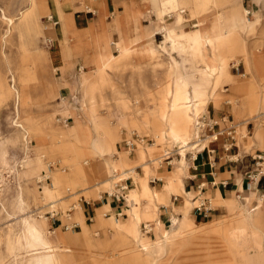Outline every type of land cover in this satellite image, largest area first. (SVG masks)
<instances>
[{"label":"rangeland","instance_id":"1","mask_svg":"<svg viewBox=\"0 0 264 264\" xmlns=\"http://www.w3.org/2000/svg\"><path fill=\"white\" fill-rule=\"evenodd\" d=\"M86 14L96 27L80 22ZM199 46L212 62L191 53ZM208 65L213 78L201 71ZM185 109L192 125L183 132L176 117ZM224 109L236 147L261 154L264 172V0H0V264H264V194L252 207L208 197L226 213L193 228L223 221L232 236L188 233L184 246L161 238L164 199L158 216L139 220L146 250L126 249L127 221L79 207L99 199L98 183L108 182L104 197L146 165L148 183L171 181L157 171H185L182 149L211 142L192 136L197 116L217 120ZM172 194L190 212L200 206ZM58 210L62 224L50 218Z\"/></svg>","mask_w":264,"mask_h":264},{"label":"crops","instance_id":"2","mask_svg":"<svg viewBox=\"0 0 264 264\" xmlns=\"http://www.w3.org/2000/svg\"><path fill=\"white\" fill-rule=\"evenodd\" d=\"M248 11L250 12L249 14H251V11ZM238 18L239 14L235 13L233 19L237 21ZM80 19L82 24L85 22L89 24V21L92 20V26H97L95 19L88 17L87 14L85 17H80ZM191 53L196 55L198 58L211 59L204 46L194 47L191 49ZM60 61L61 60H58V67L59 69L61 68V70H63L65 66L67 67V65H69L66 64L64 60L63 62ZM76 65L77 64H74V66ZM210 67L211 65H208L201 71L209 73L212 77ZM64 76L66 78L68 77L67 74ZM209 83L213 84V81L211 82L210 80ZM173 97L174 95L172 94L169 102L164 106L165 111L169 109ZM194 99L195 98L192 95V103H195ZM191 107L193 108L192 104ZM224 114H226L225 109L222 112H217V117H219L220 120L228 122V125H231L232 122L229 121V117H225ZM263 116L264 113L258 114L259 118ZM176 123L183 132H185V130L192 125L186 109L178 112ZM258 128H261V124ZM210 133L211 132L209 130L204 131L201 139H209L207 137ZM192 136L196 137L197 142L200 140L197 129L194 131ZM169 137L172 142H175L171 133ZM236 143L237 142L232 145L230 140L224 138L218 143L212 141L209 142L208 147H206L204 151L202 150L196 153L188 152L186 154V148L182 149L185 156L182 155L183 161L180 162V166L184 164L187 156V169L185 171L173 169V167L168 168V170L161 168L157 171L158 174L164 175L165 178L169 176L168 179L171 180L169 182L154 178V180L148 183L149 170L146 169L148 168V165H146L145 176L141 174V177H139L138 180H135L134 178L122 180V182L117 183L115 187L116 192L111 194L108 193L104 197L102 196V191L108 182L98 183L97 186L100 185L97 187L98 190H100L98 195L99 199H90V201H87L86 198H82L80 200L79 207H81L85 217L88 218H96L100 213L105 212L106 218L107 216H114L120 223H123L121 222L123 220L127 221L124 222L123 225V230H125L127 235L131 237V240L128 242V247L126 248L127 250L131 248L140 249L143 248V246H145L146 250V246L149 243L144 241L138 230L139 220L142 217L153 218L158 216V210L160 207L158 203L164 199L169 201L170 204L168 206H161L159 210V220L163 224L164 228L169 231L172 229L173 224L177 221L176 219H181L179 226L174 232H172V234H169L168 231L166 233H162V240L169 238L170 246L172 241H181V246H184L186 242L182 239L184 235H188V233L191 234L193 238H198L200 236L203 237L204 234L214 235L220 233L226 237H230L232 236V232H229L227 225L222 223L223 221H220V223L215 227L204 230L203 232H196L193 228L196 221H206L209 216L219 217L220 215L226 213L223 205L220 204L215 206L211 209L209 215L205 216L203 213L196 212L194 208L191 212L190 210H187L185 208L183 197L172 194V192H182L183 195L187 196L190 194L192 197L201 192L203 196L212 197L216 201L223 199L230 202V204L231 202L236 204V200L233 199L237 198L239 200L238 202H240L244 207L258 206L259 199L264 194V172L260 169V165H262L260 158H262V156L259 153H246L236 147ZM162 157H164V155ZM160 158H158V160ZM72 162H74L73 166L78 168V171L82 174L86 173L83 166L77 161V159ZM153 162L155 163V160L152 161V163ZM168 165V167H170L171 161ZM107 167L108 164L106 163V168ZM69 175H71V173ZM64 177H66V175H64ZM55 185H57L56 180ZM176 196H178L177 200L174 199ZM123 197L126 198V201ZM188 201L192 202V199H188ZM141 206L146 207L144 211L140 209ZM61 214L62 213L58 210L55 215L57 218L55 221L53 220L55 223L62 224ZM242 218H244L247 225V218ZM53 261L58 262L57 258H54Z\"/></svg>","mask_w":264,"mask_h":264},{"label":"built area","instance_id":"3","mask_svg":"<svg viewBox=\"0 0 264 264\" xmlns=\"http://www.w3.org/2000/svg\"><path fill=\"white\" fill-rule=\"evenodd\" d=\"M88 12H90V10H88ZM250 13V12H249ZM49 21H51V19H49ZM51 41L47 42V45L50 44ZM221 123L226 124L224 125V127H221ZM198 127H199V136H203V132L209 130L211 133L207 138H210L212 142L218 143L219 141H221L222 139H227L230 140L232 145L237 142V138H236V126H232V125H228V122L224 121V120H211V119H205V118H199L198 119ZM133 140H125L127 142V145L131 148H134L137 143L136 141H134L135 139L138 138V134L134 133L133 134ZM206 138V137H205ZM262 158H260L261 160ZM45 181H48L49 179L45 178ZM194 201H203L202 203H200V206H196L194 209L196 210V212L198 213H203L205 214V216L209 215V212L211 211V205L212 203H210V200L208 199V197L203 196L201 192L197 193L196 196H194ZM126 201V198L123 197ZM178 196H176L174 199L177 200ZM197 198V199H196ZM55 215H50V218H53ZM78 226V224L74 225L73 229ZM150 227V225H144V231L145 233H152V231H148V228ZM68 229V227H66Z\"/></svg>","mask_w":264,"mask_h":264},{"label":"bare ground","instance_id":"4","mask_svg":"<svg viewBox=\"0 0 264 264\" xmlns=\"http://www.w3.org/2000/svg\"><path fill=\"white\" fill-rule=\"evenodd\" d=\"M235 13H236V12H235ZM51 20H53V19H51ZM201 116H202V115H201ZM199 118H201V117L198 116L197 119H196V129H197L198 132H199V127H198V125H199V124H198V119H199ZM205 119H206V118H205ZM141 140H142V139H141ZM207 140H208V139H207ZM207 140H205V139H203V138H202V139L200 138V140H199L198 142H199V143H202V142H205V141H207ZM127 152H129L130 154H132V150H131V149L127 150ZM135 152H136V150H135ZM169 155H170V154H165L164 157H166V158H165L164 160H167L168 158H170V157H167V156H169ZM164 157H163V158H164ZM163 158H162V159L160 158L156 163H157L158 165H162V164H163V161H164ZM172 162H173V161H171V163H172ZM132 173H135V174H136V170H133ZM127 179H128V178H127ZM122 180H124V179H122ZM119 182H122V181H119ZM192 201H193V203L196 204V202L194 201V198L192 199ZM202 202H203V201H200V203H202ZM194 208H195V207H194ZM171 220H172V219H171Z\"/></svg>","mask_w":264,"mask_h":264}]
</instances>
